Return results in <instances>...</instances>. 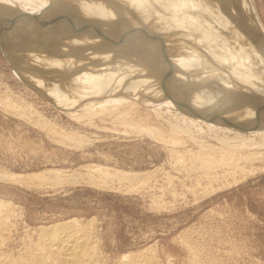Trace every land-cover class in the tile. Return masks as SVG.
<instances>
[{
	"label": "rangeland",
	"instance_id": "374dc122",
	"mask_svg": "<svg viewBox=\"0 0 264 264\" xmlns=\"http://www.w3.org/2000/svg\"><path fill=\"white\" fill-rule=\"evenodd\" d=\"M252 2L264 25V0ZM9 62L0 47V209L10 214L2 247L10 258L29 256L36 228L76 219L91 226L101 264L141 250L153 264H264V135L244 118L173 106L158 114L133 97L63 109ZM182 120L186 131L175 127Z\"/></svg>",
	"mask_w": 264,
	"mask_h": 264
},
{
	"label": "bare ground",
	"instance_id": "6f19581e",
	"mask_svg": "<svg viewBox=\"0 0 264 264\" xmlns=\"http://www.w3.org/2000/svg\"><path fill=\"white\" fill-rule=\"evenodd\" d=\"M0 47L63 109L89 111L133 97L158 114L173 106L206 119L244 118L264 135V25L252 0H0ZM181 123L176 129L186 131ZM9 220L1 208L0 264H101L91 226L76 219L36 228L33 250L15 261L2 249ZM153 262L141 250L117 264Z\"/></svg>",
	"mask_w": 264,
	"mask_h": 264
}]
</instances>
